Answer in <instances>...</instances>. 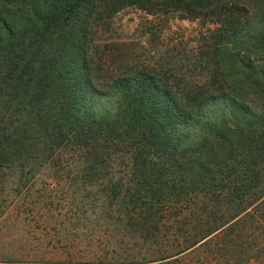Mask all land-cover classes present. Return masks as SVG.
I'll return each instance as SVG.
<instances>
[{"label": "trees", "instance_id": "obj_1", "mask_svg": "<svg viewBox=\"0 0 264 264\" xmlns=\"http://www.w3.org/2000/svg\"><path fill=\"white\" fill-rule=\"evenodd\" d=\"M128 7L201 21L194 56L100 57ZM44 172L77 177L87 264H264V0H0V173Z\"/></svg>", "mask_w": 264, "mask_h": 264}, {"label": "rangeland", "instance_id": "obj_2", "mask_svg": "<svg viewBox=\"0 0 264 264\" xmlns=\"http://www.w3.org/2000/svg\"><path fill=\"white\" fill-rule=\"evenodd\" d=\"M205 30L201 21L182 20L177 14L150 16L128 7L99 25L94 46L100 57L115 63H183L194 56ZM62 179L72 196L50 200L44 191L54 194L56 181L49 174L41 173L23 187L15 173H0V261L87 264L107 253L93 218L82 221L86 216L79 205L77 177Z\"/></svg>", "mask_w": 264, "mask_h": 264}]
</instances>
